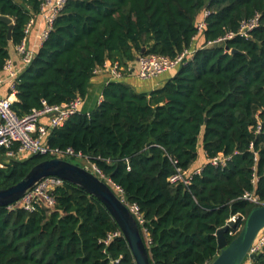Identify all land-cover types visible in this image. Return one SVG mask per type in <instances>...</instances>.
I'll use <instances>...</instances> for the list:
<instances>
[{
  "label": "trees",
  "instance_id": "1",
  "mask_svg": "<svg viewBox=\"0 0 264 264\" xmlns=\"http://www.w3.org/2000/svg\"><path fill=\"white\" fill-rule=\"evenodd\" d=\"M42 1L0 0V16L14 21L10 41L9 25L0 20V75ZM204 9L210 15L202 47L161 88L139 93L111 81L90 115H75L48 136L52 148L89 156L139 206L150 264H209L219 254L217 231L257 206L243 196L255 193L264 203V0H68L16 83L13 108L20 116L42 108L43 100H86L95 71L108 61L127 74L143 54L176 58L190 48ZM257 14L261 25L251 38L208 45ZM200 150L202 172L189 186L172 184L177 168L197 169ZM220 154L232 157L224 168L209 161ZM52 158L11 161L0 169V189ZM53 195V209L0 207V264H136L99 199L69 182ZM243 224L227 232L229 243ZM114 233L120 235L106 244ZM261 254L255 264H264Z\"/></svg>",
  "mask_w": 264,
  "mask_h": 264
},
{
  "label": "built area",
  "instance_id": "2",
  "mask_svg": "<svg viewBox=\"0 0 264 264\" xmlns=\"http://www.w3.org/2000/svg\"><path fill=\"white\" fill-rule=\"evenodd\" d=\"M68 0H43L41 11L38 16L31 18L25 28V37L14 47L16 54L20 57V64L17 65L12 58L6 61L3 72L7 75L5 79L0 78V87L3 85L9 86V95L3 96L0 94V169L6 166L13 160L23 161L35 155H49L53 158L68 160L69 158H79L84 160L87 170L94 173L96 176L104 180L121 198L123 203L129 208L137 222L144 226V216L136 204H129L123 196V190L120 186L113 183L109 178L105 177L101 170L91 160L89 156L77 153L72 148L62 150L52 148L48 142L49 133L61 128L65 123L75 115L85 114L83 111L85 100L82 97H77L62 105H50L46 100L42 101V108L33 109L31 113L20 116L13 108L14 97L16 96V83L20 75L33 63L38 51L42 48L53 30L54 24L64 10ZM210 15L208 9L203 10V14L197 23L198 35L194 38L193 44L197 37L203 34L207 26L206 19ZM39 24V25H38ZM40 29L36 36V43H31L30 39L33 30L36 26ZM261 25V16L257 14L250 20H244L238 32H229L224 37H221L216 42H209L208 45L215 43H224L233 40L236 37L251 38L252 33ZM185 49L176 58H170L164 55L143 54L137 59V77L141 80H152L171 71L179 69L181 66L191 61L197 48ZM106 66V65H105ZM99 68L95 71V76L101 73L105 68ZM131 70V67L129 68ZM109 73L112 77L111 81H120L124 75V69L118 63H110ZM104 101L103 94L99 97L98 105ZM91 112L86 113L90 115ZM260 130V127H259ZM231 156L220 154L216 158L210 159V163L215 167H226ZM130 170V166H128ZM202 172V168L196 170H183L177 168L176 174L170 177L172 184H184L189 186L192 183L193 177ZM257 178L254 182L256 183ZM64 180L58 177H48L43 179L37 186L28 192L21 200L8 206L9 209L15 210L22 208L26 211H34L35 206L44 205L49 209H53L56 205L53 192L64 185ZM243 200L253 204L263 205L258 195L255 193H246ZM236 224L239 220L245 221V217L240 215L232 217ZM229 220V221H230ZM119 233L110 234L105 241L108 244L113 238L118 237ZM145 235L149 241V233L145 229ZM264 249V236L260 238L251 248L247 259L243 264H255L251 255H259Z\"/></svg>",
  "mask_w": 264,
  "mask_h": 264
},
{
  "label": "water",
  "instance_id": "3",
  "mask_svg": "<svg viewBox=\"0 0 264 264\" xmlns=\"http://www.w3.org/2000/svg\"><path fill=\"white\" fill-rule=\"evenodd\" d=\"M0 20L9 25L8 39L11 41L14 29L13 19L0 16ZM232 52L236 53L237 51L233 50ZM48 177L61 178L99 199L118 223L136 264H150L148 247L143 239L139 224L126 204L104 180L86 168L68 160L60 158L46 160L35 166L16 185L7 189H0V207L15 204L34 189L38 183ZM235 225L236 223L230 220L226 226L217 231L219 254L209 264H243L245 262L252 246L264 236V204L252 209L245 218L238 236L229 243L226 234ZM261 255V253L251 255V258L257 262Z\"/></svg>",
  "mask_w": 264,
  "mask_h": 264
},
{
  "label": "crops",
  "instance_id": "4",
  "mask_svg": "<svg viewBox=\"0 0 264 264\" xmlns=\"http://www.w3.org/2000/svg\"><path fill=\"white\" fill-rule=\"evenodd\" d=\"M39 25V24H38ZM36 26L33 30L32 36H31V43L35 44L36 43V36L37 33L40 29L39 26ZM203 44V38L202 37H197L194 44H193V48H197L199 49L200 47H202ZM11 58L14 60V62L19 65L20 64V57L16 54L15 49L13 48L11 50ZM110 61H108L106 63L105 70H103L101 73L97 74L93 80L92 83L89 87V94L87 99L85 100L84 103V107H83V111L84 113H89L94 111L97 106H98V100L99 97L103 94V91L105 89V87L107 86L108 83L111 82L112 77L109 73V65H110ZM131 67V73H127L123 75V78L120 81H123L125 83H128L129 85H131L137 92L139 93H149L152 91H155L159 88H161L169 79H171L174 75L175 72L171 71L168 72L166 74H163L161 76H159L158 78L152 79V80H141L137 77V70H138V66H137V61L134 63L130 64ZM7 77V75L5 73H2L0 75V78L5 79ZM9 86L8 85H3L2 87H0V94L3 96H8L9 93ZM14 101L17 100L16 96L13 99ZM201 152V150H200ZM200 154V153H199ZM202 159H198L197 163L198 164L200 161L204 164L206 162V156L205 153L202 151ZM195 167L194 168H199ZM201 168V167H200Z\"/></svg>",
  "mask_w": 264,
  "mask_h": 264
},
{
  "label": "rangeland",
  "instance_id": "5",
  "mask_svg": "<svg viewBox=\"0 0 264 264\" xmlns=\"http://www.w3.org/2000/svg\"><path fill=\"white\" fill-rule=\"evenodd\" d=\"M202 157H203V155H202V150H201V152L199 154V159H202ZM68 161L72 162V163H74L76 165L82 166V167L86 166L84 160L79 159V158H69ZM201 165H203V163L200 161L198 164L195 165V167H198V166H201Z\"/></svg>",
  "mask_w": 264,
  "mask_h": 264
}]
</instances>
